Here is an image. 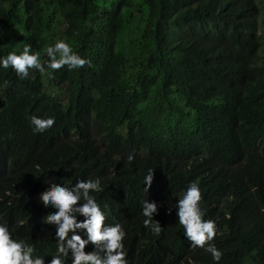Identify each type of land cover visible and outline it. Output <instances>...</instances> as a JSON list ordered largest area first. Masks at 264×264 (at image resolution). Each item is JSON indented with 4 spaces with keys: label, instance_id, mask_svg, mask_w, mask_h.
<instances>
[{
    "label": "trees",
    "instance_id": "1",
    "mask_svg": "<svg viewBox=\"0 0 264 264\" xmlns=\"http://www.w3.org/2000/svg\"><path fill=\"white\" fill-rule=\"evenodd\" d=\"M262 13L258 0H0V55L28 44L47 59L65 39L90 61L24 79L0 69V223L47 255L45 181L98 176L94 195L105 223L125 228L129 264H264ZM31 115L55 123L33 132ZM193 180L219 262L189 247L177 220ZM142 199L157 204L158 235Z\"/></svg>",
    "mask_w": 264,
    "mask_h": 264
},
{
    "label": "clouds",
    "instance_id": "2",
    "mask_svg": "<svg viewBox=\"0 0 264 264\" xmlns=\"http://www.w3.org/2000/svg\"><path fill=\"white\" fill-rule=\"evenodd\" d=\"M30 49L31 46L25 44L19 52L9 51L6 55H0V69L11 68L20 79H24L29 76L31 69L51 76V70L64 66L68 69H83L90 65V61L74 52L65 39H56L44 49L47 59H43L39 51ZM29 119L32 131L37 133L45 132L55 123L53 116L31 115ZM132 159L130 153L127 160ZM152 180L153 169L148 168L143 176L146 192ZM45 182L49 186L39 192L38 202L54 209L42 217L54 226V232L49 233L54 241L53 250L42 255L35 244L17 237L9 224L0 223V264H129L124 247L125 228L120 222L105 223L107 211L94 195L102 191L100 177L77 179L71 185L48 180ZM201 200L199 183L189 181L175 199L177 220L183 228V235L190 242L189 247L203 248L210 253L214 262H219L222 251L212 242L218 234L216 221L204 218ZM156 211L155 201H140V215L144 218L142 223L145 229L158 235L161 225L153 218ZM86 245H91V250L86 251ZM188 264H193L191 258Z\"/></svg>",
    "mask_w": 264,
    "mask_h": 264
},
{
    "label": "rangeland",
    "instance_id": "3",
    "mask_svg": "<svg viewBox=\"0 0 264 264\" xmlns=\"http://www.w3.org/2000/svg\"><path fill=\"white\" fill-rule=\"evenodd\" d=\"M259 2H263V13H262V19H264V0H258ZM262 36L264 37V26L262 27ZM261 54L264 55V46L262 48Z\"/></svg>",
    "mask_w": 264,
    "mask_h": 264
},
{
    "label": "bare ground",
    "instance_id": "4",
    "mask_svg": "<svg viewBox=\"0 0 264 264\" xmlns=\"http://www.w3.org/2000/svg\"><path fill=\"white\" fill-rule=\"evenodd\" d=\"M206 17V16H205ZM140 152V151H139Z\"/></svg>",
    "mask_w": 264,
    "mask_h": 264
}]
</instances>
